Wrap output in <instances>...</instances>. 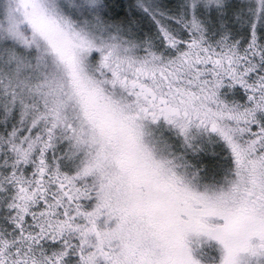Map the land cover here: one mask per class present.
<instances>
[{
  "label": "snow or ice",
  "instance_id": "obj_1",
  "mask_svg": "<svg viewBox=\"0 0 264 264\" xmlns=\"http://www.w3.org/2000/svg\"><path fill=\"white\" fill-rule=\"evenodd\" d=\"M0 264H264V0H0Z\"/></svg>",
  "mask_w": 264,
  "mask_h": 264
}]
</instances>
